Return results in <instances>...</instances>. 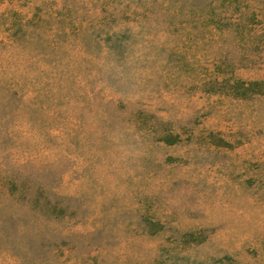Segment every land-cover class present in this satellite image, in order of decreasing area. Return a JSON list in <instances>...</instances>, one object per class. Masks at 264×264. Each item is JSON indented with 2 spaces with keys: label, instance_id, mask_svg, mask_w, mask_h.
<instances>
[{
  "label": "rangeland",
  "instance_id": "obj_1",
  "mask_svg": "<svg viewBox=\"0 0 264 264\" xmlns=\"http://www.w3.org/2000/svg\"><path fill=\"white\" fill-rule=\"evenodd\" d=\"M0 264H264V0H0Z\"/></svg>",
  "mask_w": 264,
  "mask_h": 264
}]
</instances>
